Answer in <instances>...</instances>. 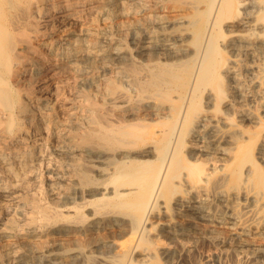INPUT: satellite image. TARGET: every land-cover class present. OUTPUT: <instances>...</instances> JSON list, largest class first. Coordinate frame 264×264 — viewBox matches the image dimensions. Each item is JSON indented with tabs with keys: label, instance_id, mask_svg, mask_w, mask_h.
<instances>
[{
	"label": "bare ground",
	"instance_id": "bare-ground-1",
	"mask_svg": "<svg viewBox=\"0 0 264 264\" xmlns=\"http://www.w3.org/2000/svg\"><path fill=\"white\" fill-rule=\"evenodd\" d=\"M199 240L264 264V0H0V264Z\"/></svg>",
	"mask_w": 264,
	"mask_h": 264
},
{
	"label": "rangeland",
	"instance_id": "rangeland-1",
	"mask_svg": "<svg viewBox=\"0 0 264 264\" xmlns=\"http://www.w3.org/2000/svg\"><path fill=\"white\" fill-rule=\"evenodd\" d=\"M42 173V172H41ZM42 176H43V178L41 179V181L43 182H41L40 181V183H42L41 185L43 186H40V188H42V189H45L46 188V179L44 178V176H45V174H44V172L42 173ZM201 241H203V240H199V242L198 241H196V245H195V247L196 248H194V250L195 251H192L191 252V255L193 256V257H191V255H190V257L189 258H187L188 260H186V258H183L182 259V261H181V259H180V264H192V261H193V264H200L201 262H203L204 260H205V257H206V259H207V256L210 254V251L211 252H213V250L212 249H214V251L215 250H217V249H215V246L216 245H211V243L209 244V242L208 241H205V242H201ZM198 242V243H197ZM203 243V244H202ZM202 244V245H201ZM211 245V246H210ZM214 246V247H213ZM197 251V252H196ZM195 252V254H193ZM209 252V253H208ZM229 253H230V255H229ZM228 254H227V257H226V255H223V258L220 256V257H218V258H216V264H239V262H237L236 261V259L235 258H233L232 259V256L233 257H235V252L232 254V252H229ZM232 255V256H231ZM205 256V257H204ZM225 256V257H224ZM196 257V258H195ZM203 258V259H202ZM224 258H226V259H224ZM193 259V260H192ZM201 259V260H200ZM221 259V260H220ZM234 260H235V262H234ZM184 261V262H183ZM187 261H189V262H187ZM219 262V263H218ZM11 264H22V263H19V262H12ZM240 264H252V263H248V262H244V261H241L240 262Z\"/></svg>",
	"mask_w": 264,
	"mask_h": 264
}]
</instances>
